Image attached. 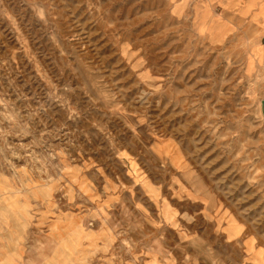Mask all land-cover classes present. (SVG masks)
<instances>
[{"label":"rangeland","instance_id":"rangeland-1","mask_svg":"<svg viewBox=\"0 0 264 264\" xmlns=\"http://www.w3.org/2000/svg\"><path fill=\"white\" fill-rule=\"evenodd\" d=\"M0 264H264V0H0Z\"/></svg>","mask_w":264,"mask_h":264}]
</instances>
